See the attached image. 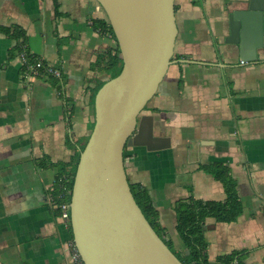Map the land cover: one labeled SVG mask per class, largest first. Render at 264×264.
I'll list each match as a JSON object with an SVG mask.
<instances>
[{"label": "crops", "instance_id": "crops-1", "mask_svg": "<svg viewBox=\"0 0 264 264\" xmlns=\"http://www.w3.org/2000/svg\"><path fill=\"white\" fill-rule=\"evenodd\" d=\"M234 7L233 0H175L172 62L143 111L153 115L154 135L169 140L156 149L127 144L125 168L147 191L161 234L185 250L178 202L223 199V183L200 164L229 163L244 210L232 222L207 218L209 259L245 248L249 264H264V47L245 63L231 50L225 37ZM106 17L98 0H0V24L21 27L27 48L63 69L62 77L25 79L18 54L11 56L17 39L0 31V264H74L71 229L50 187L87 140L96 87L111 76L104 61L117 41L94 27Z\"/></svg>", "mask_w": 264, "mask_h": 264}, {"label": "water", "instance_id": "water-1", "mask_svg": "<svg viewBox=\"0 0 264 264\" xmlns=\"http://www.w3.org/2000/svg\"><path fill=\"white\" fill-rule=\"evenodd\" d=\"M114 30L123 65L95 95V121L79 152L70 225L84 264H184L138 204L125 168L127 144L161 148L144 113L172 62L178 32L175 0H98ZM237 2L228 14L233 45L245 62L264 47V0ZM107 57V50L104 51ZM109 69L107 59L104 61ZM264 195V182L259 184ZM208 264H223L209 259Z\"/></svg>", "mask_w": 264, "mask_h": 264}, {"label": "trees", "instance_id": "trees-1", "mask_svg": "<svg viewBox=\"0 0 264 264\" xmlns=\"http://www.w3.org/2000/svg\"><path fill=\"white\" fill-rule=\"evenodd\" d=\"M94 27L105 32L109 30L112 36L116 39L112 25L108 19L101 18L94 20ZM0 31L7 32L12 37L17 39L15 49L11 51V56L17 55L21 50H26L30 53L26 46V35L24 30L19 26H6L0 24ZM112 50H115L112 52ZM33 60V59H31ZM111 67V76L117 75L123 65V60L118 42L115 47L110 48L108 63ZM23 67L21 66V73ZM49 77H56L50 75ZM48 77V78H49ZM104 82V81H103ZM99 83L96 87L95 94L103 84ZM79 153L74 155L69 161L61 162L60 174H67L69 184L73 186V180L76 172ZM44 164V160L41 161ZM202 168L207 173L213 175L216 179L223 183L225 197L223 199H203L190 197L189 199H181L177 204L178 222L177 228L180 236L185 244V250H178L174 247L171 239L165 238L159 229L156 220V213L153 210L152 203L147 191L140 185L131 183L132 192L155 230L164 238L168 246L173 252L184 262V264H208L209 255L207 252L208 238L206 236V220L208 217H213L215 220L232 222L236 221L243 213L244 205L238 191V181L231 171V166L224 160H212L201 163ZM57 175V177H58ZM56 177V179H57ZM69 226L70 219H69ZM71 236L73 232L71 229ZM175 248V249H174ZM248 249H233L228 253H223L217 256L223 264H249L246 261Z\"/></svg>", "mask_w": 264, "mask_h": 264}, {"label": "built area", "instance_id": "built-area-1", "mask_svg": "<svg viewBox=\"0 0 264 264\" xmlns=\"http://www.w3.org/2000/svg\"><path fill=\"white\" fill-rule=\"evenodd\" d=\"M26 50H21L18 53L22 62L23 72L22 76L30 80L34 76H42L48 78L50 75L62 77L63 69L51 61H47L43 56ZM33 59V60H31ZM245 63V61H241ZM72 187L69 184V177L67 174H59L55 182L50 187L49 199L51 204L58 209L59 217L69 224L70 219V205H71ZM66 245L70 250V261L74 264H84L81 255L76 247L72 236L66 240Z\"/></svg>", "mask_w": 264, "mask_h": 264}, {"label": "rangeland", "instance_id": "rangeland-1", "mask_svg": "<svg viewBox=\"0 0 264 264\" xmlns=\"http://www.w3.org/2000/svg\"><path fill=\"white\" fill-rule=\"evenodd\" d=\"M175 249V248H174Z\"/></svg>", "mask_w": 264, "mask_h": 264}]
</instances>
